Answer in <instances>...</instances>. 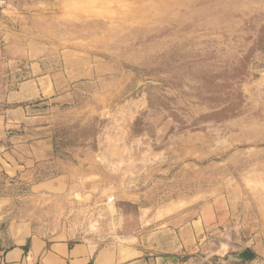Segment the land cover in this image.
Returning a JSON list of instances; mask_svg holds the SVG:
<instances>
[{
	"label": "rangeland",
	"instance_id": "rangeland-1",
	"mask_svg": "<svg viewBox=\"0 0 264 264\" xmlns=\"http://www.w3.org/2000/svg\"><path fill=\"white\" fill-rule=\"evenodd\" d=\"M42 77L46 95L16 94ZM23 109L52 131L36 179L56 183L0 174L4 226L158 259L222 203L180 264H246L264 239V0H0V114Z\"/></svg>",
	"mask_w": 264,
	"mask_h": 264
},
{
	"label": "crops",
	"instance_id": "crops-1",
	"mask_svg": "<svg viewBox=\"0 0 264 264\" xmlns=\"http://www.w3.org/2000/svg\"><path fill=\"white\" fill-rule=\"evenodd\" d=\"M51 89L47 78L22 82L16 90L23 99L38 98ZM52 90H55L54 88ZM25 109L0 114V174L17 177L33 189L54 185L53 179L38 180L36 174L45 163L57 158L55 141L48 125L31 124ZM16 200L0 196V264H180L188 252L198 249V238L229 219L225 204L208 206L193 218L174 223L167 230V257H148L140 249L99 246L94 242H74L70 238L52 239L22 221L11 218L7 203ZM246 264H264V239L250 242ZM241 251V252H242Z\"/></svg>",
	"mask_w": 264,
	"mask_h": 264
},
{
	"label": "water",
	"instance_id": "water-1",
	"mask_svg": "<svg viewBox=\"0 0 264 264\" xmlns=\"http://www.w3.org/2000/svg\"><path fill=\"white\" fill-rule=\"evenodd\" d=\"M238 258L249 261L251 259V252L249 250H244L240 252V254L238 255Z\"/></svg>",
	"mask_w": 264,
	"mask_h": 264
}]
</instances>
